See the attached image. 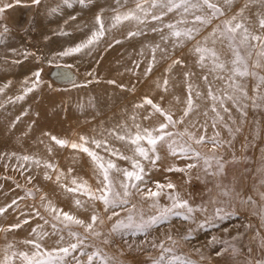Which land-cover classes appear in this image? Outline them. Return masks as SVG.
Instances as JSON below:
<instances>
[{
    "label": "bare ground",
    "instance_id": "obj_1",
    "mask_svg": "<svg viewBox=\"0 0 264 264\" xmlns=\"http://www.w3.org/2000/svg\"><path fill=\"white\" fill-rule=\"evenodd\" d=\"M11 2L13 0H0V4ZM243 3L244 0H235L229 15L239 9ZM135 4L136 0H85L84 4H81L80 0H67V3H65V0H41L39 5L44 13H40L41 15L37 21L38 30L35 29L37 33L34 32L36 34H34L36 36L34 41L25 42L16 37L11 30L5 32L4 28L0 27V89H2L0 90V169L9 172L10 169L17 168L20 169L22 176L35 178L36 186L42 196L45 197L43 201L41 200L39 209L42 213H48L52 219H54L53 213L51 210H46L42 206L43 204L51 202L58 210H66L73 216L77 215L90 219L93 201L80 191L74 196L67 190H62L63 187L61 186L75 187L71 183L75 179L77 183L86 181L88 187L95 191L100 187L99 182L102 180V175L99 174L96 163L92 158L79 149H72L70 144L73 142L80 143L79 138L83 136L89 141L85 145L86 147L95 151L105 160L111 159L119 168L131 170L132 161L120 159L117 155H110L105 150L106 148L139 159L147 168L149 161L135 156L133 151L135 146L128 141L127 136L135 135L137 132L135 125H140L141 129L154 128L161 119L159 121V116L150 114L153 112L146 111V109L137 108L136 105L140 104V100L146 94L155 103L161 104L165 110L171 112L174 119H179L186 107L185 100L188 92L184 73L189 69L194 75L189 78L188 82L193 84L202 96L197 99L195 93H192L194 103L199 107L184 119L183 124H177L173 128L175 133L183 131L193 120L197 122V127H190L189 130L196 133L197 136L201 135L200 132L204 129L205 134L203 135L213 137L214 133L219 132L218 139L223 138L225 141L223 136L229 135L225 127L230 126L232 128L229 127L231 129L229 137L236 140L239 136L238 132L243 130L241 113L231 101L226 99L224 101L229 112H224L217 104V110L220 116L223 117L222 120L217 119L216 114L211 111L214 102L207 98L208 89L202 79L207 69L197 67L195 64L197 57L189 51L196 40L202 39L211 32L212 27L219 21L213 20L211 24L201 29L196 36V40L186 41L182 47L174 49L171 37L168 43L161 40V36L167 35L169 32L164 24L176 23L178 20L184 19L187 23L181 25V27H191L193 26L194 15L201 13L195 12V10L192 13H183V9H177L164 16L162 21L151 20L149 16L144 24H138L136 21H125L116 27L111 26L113 16L117 13L135 9ZM257 7L253 6L252 11L255 12ZM74 8L77 12L74 11L76 14L72 15L69 10H74ZM53 9H56L58 16L59 13L61 15L59 17L55 16ZM151 11L158 13L160 10L153 9ZM97 15L102 17L106 29L105 35L98 42L72 56L59 57L56 54H50L48 58L52 61L78 65L75 67V72L71 71L74 76L77 75L76 73L83 76H81L84 78L82 84L76 87L74 91L52 92L46 89L47 87L40 81L31 92H27L26 88L32 87V82L36 78L33 75L35 73L32 66L33 52H36L35 55L37 53L42 54V62H47L46 56L48 54L46 52L51 47V43L53 46L54 34H60V36L66 34L63 39L57 41L58 48L61 49L60 52L86 41L91 36L92 31L98 28L95 20ZM46 25H52V27L49 26L50 28H48ZM153 27L160 28L162 31L154 32L152 31ZM137 31L140 32L139 35L128 36L129 32ZM55 39H58V37ZM116 41H119V43ZM157 44L166 48L171 55L174 54L175 58H181L186 66H176L170 72H166L169 64L175 58H169L170 55L157 50L153 61L152 48ZM216 47L220 50L222 58L228 59L230 57L226 47L219 44ZM45 53L46 56L43 55ZM150 63L152 64V71L145 76V69L149 67ZM165 78L169 81L167 91H164L163 87H157V83L163 85ZM51 79L56 78L53 76ZM208 79L212 81L213 76L209 75ZM109 81H115V83H109ZM215 84L218 87H224L220 81H215ZM252 84L253 81L249 78V95H252ZM131 89H134L135 92L127 95ZM161 96L164 97L163 101L160 99ZM18 97L23 98L18 99ZM177 98L179 99L177 100ZM58 105L59 108L56 109ZM98 107L108 110L105 112L104 118L101 121L84 125L85 120H87L86 117L91 119L92 113L96 112ZM205 111L208 112L207 116L204 115ZM246 112L247 118L251 113ZM54 113L60 115L62 120L73 121H60L57 127L59 133L57 131L56 134L52 131L49 133L50 125L53 123L46 121V117L54 116L52 115ZM74 114L77 118L75 120L70 119V115ZM145 116L150 118L144 119ZM211 122L216 124L213 129L208 126ZM203 124H206L207 127L201 128L200 125ZM224 125L226 126L224 127ZM237 128H239V131H236ZM73 129L75 132L74 137L66 140L64 135L67 131ZM118 135H125L126 139L121 141L117 138ZM52 136L65 139L69 143L67 146L58 148V145L51 139ZM184 139L187 140V137H184ZM92 140L101 141V146L98 148L91 143ZM105 141L106 143H104ZM141 144L147 147L146 141H142ZM167 152L163 148L160 150V153L166 157ZM25 155L33 157V159L26 162L21 159ZM149 155H152V153H149ZM36 159L41 162L39 167L35 163ZM46 163L54 165V168L44 167ZM45 172L48 173L51 179H45ZM58 174L61 175L59 182L56 179ZM110 176L116 181L124 179L122 174L114 170L110 172ZM115 187L119 190V183H116ZM258 190H254L253 194L260 197L258 193L261 192ZM85 197H87V200L84 199ZM13 198V194L10 193L0 197V208L5 209L3 213H0V261L7 255L10 257L9 264H23L18 256H12L13 252L29 251L31 244L24 243L29 240H37L46 248L52 244L56 233L54 230L51 231L49 227L42 229L38 226L39 223H36L32 224L34 225L32 227L40 232L35 231L29 236L22 233V237L17 232L15 237L13 238L11 235V238L4 227L8 228L13 224L16 225L18 220H27L31 215V212L27 211V206H23L25 212L20 213L15 210V206H12ZM76 200H80L81 205L78 206L75 203ZM38 202L40 203V201ZM262 202L264 208V200ZM96 210L100 213L97 208ZM56 222L59 221L56 220ZM26 230L29 232L28 228ZM43 232L48 233V236L41 241L39 236ZM9 244L13 247L8 248Z\"/></svg>",
    "mask_w": 264,
    "mask_h": 264
},
{
    "label": "snow or ice",
    "instance_id": "obj_2",
    "mask_svg": "<svg viewBox=\"0 0 264 264\" xmlns=\"http://www.w3.org/2000/svg\"><path fill=\"white\" fill-rule=\"evenodd\" d=\"M22 0H13V3L0 4V14H3L7 9L14 7V5L21 4ZM41 0H31V4L39 5ZM67 3V0H65ZM81 4L85 3V0H80ZM235 3V0H136L135 9H130L123 13H117L112 17V27L125 22V21H136L138 24H144L147 17H151V20L162 21L163 17L168 13L173 12L177 9H183V13L199 12L201 14L194 15L193 26L181 27L186 24L187 21L184 19L178 20L176 23L164 24V27L169 30L167 35H162L161 40L168 43L169 38H172V47H182L186 41L196 40V36L200 33L203 27L208 26L213 20H218L219 23L212 27L211 32L204 36L200 40H196L192 49L189 51L197 58L195 64L199 68H206L207 72L202 76L205 86L207 87V98L214 103L211 106V111L216 114L217 119H223L217 110V104L219 108L223 109L224 112H229V109L225 107V99L231 101L233 105L240 111L241 116L247 115L245 109L249 107V104L245 101H251V107L253 109H264V0H244L243 5L229 15L231 9ZM147 5V6H146ZM28 6V5H25ZM253 6H258L255 12L252 11ZM153 9H159L157 13L151 11ZM56 11V9H53ZM140 13V14H138ZM142 14V15H141ZM96 24L98 28L93 30L91 36L84 42H81L74 47H70L62 52L57 53L59 57L72 56L76 53L82 52L84 49L89 48L90 45L98 42L106 32L102 17L97 15ZM4 31L8 29L5 27ZM152 31H162L160 28L153 27ZM140 32H129L128 36L139 35ZM119 43V41H116ZM219 44L226 47L230 53L228 59L222 58L220 50L216 47ZM111 46V45H109ZM159 50L166 55H170L166 48H162L159 44L152 48L153 61L155 60V52ZM181 66L185 67L184 61L177 57L172 60L169 64L166 72H170L174 67ZM152 71V64L145 69V76ZM34 77L39 79L40 73L36 72L33 74ZM194 73L189 69L184 73L185 83L187 85L188 96L185 100L186 107L183 109V114L179 119H174L173 114L165 110L161 104L155 103L151 98L144 97L142 102L136 105L137 108H144L150 106L152 112L158 113L163 120L159 123L158 127L154 128H140V125H135L137 132L134 136L128 135V141L134 145V154L137 157L148 160L150 167H157V161L161 159L158 152V145L165 146L169 155L175 157L179 152L181 156L194 160L195 162H189L184 167H178L172 165L165 168L167 172H179L187 175L192 169L200 167V161H203L202 171L206 176H218L224 170V163L221 162L222 158L212 155L206 156L196 151L192 147V144L200 145L205 142L211 143L213 148L222 146V141H217L216 137L220 134L216 132L213 137H207L206 135L197 136L196 133L189 130L190 127H197L195 120L190 121L189 126L185 127L183 131H177L173 133L169 131V127L175 128L177 124H183L184 119L189 116L199 105L194 103L192 93H195V98H201L202 94L197 90L193 84L189 83V78ZM209 75L213 76V80L209 81ZM253 81L251 91L252 95L248 94V79ZM215 81H220L224 87H218ZM27 83V82H26ZM109 83H115V81H109ZM168 79L165 78L163 85L157 83V87H163L164 91L168 88ZM36 86V81L32 82V87H27L26 91L31 92ZM2 90V89H0ZM23 97H18L22 99ZM161 101L164 97H160ZM179 98H177L178 100ZM204 115L207 116L208 112L205 111ZM149 116H145L144 119H149ZM243 122V121H241ZM201 128H206L207 125H200ZM212 127H216L213 123ZM239 131V128L236 129ZM47 135V133H45ZM187 137V140H184ZM117 138L121 141L126 139L125 135H118ZM51 139L59 146H67L68 141L58 139L52 136ZM80 143H71L72 149H79L86 153L96 163L98 172L102 175V180L99 182L100 187L93 191L88 187L87 182L83 181L77 183V180L73 179L71 183L75 187H66L68 192H82L83 195L89 197L93 201L92 212L89 221L79 219L68 212H63L55 208L51 202L43 204L42 206L46 210H51L53 218L59 220L64 224L65 228L68 229V235L73 238L74 242L68 241L64 243V237L60 236L55 241L56 247L45 249L43 245L37 240H29L24 243L31 244L33 251L31 254L28 252L20 251L13 252L12 256H18L23 264H114V258L104 254L99 248L94 250L93 245L86 243L89 235L92 237L102 236V232L98 230V226L103 225L106 221L111 222L108 235L104 236L103 243H113L112 237L116 234L122 233L126 230L132 231L133 235L136 232L147 233L150 229L156 228L157 226L169 221L171 217L182 216L185 221L196 223L197 228H204L205 224L211 222V219L206 217L204 221H196V213L205 214L208 212V208L202 205H192L187 199H184L181 194L176 191V185L172 182L167 184H161L157 182L155 184V190L152 188L145 189L141 187L145 184L146 168L140 162L139 159L134 157L125 156L113 149H105L110 155H117L120 159L131 160V170L119 168L111 159L105 160L99 156L95 151L90 150L85 145L89 141L81 136ZM142 141H146L147 147L141 144ZM91 143L95 144L98 148L101 146V141L92 140ZM106 143V141L104 142ZM51 151V149H49ZM152 153V155H149ZM24 161H30L33 157L25 155L21 157ZM213 161L215 162L216 170L213 168ZM36 165L40 166V160H35ZM46 168H54V165L46 163ZM115 171L122 174L123 180L116 181L110 176V172ZM71 171V170H69ZM45 179H51L47 172H45ZM57 181L61 180V175L58 174L56 177ZM196 179H200L197 175ZM191 177L186 182H190ZM31 182V178H29ZM119 183V190L116 189L115 185ZM264 184V180L261 181ZM220 188V185H216ZM171 190V191H168ZM222 194L227 196L228 192L222 189ZM261 200H264V192L258 193ZM133 196H139L141 200H150L149 208L155 209L154 214L149 215L147 218L140 213L139 220L135 218L137 206L132 203L131 198ZM164 197L167 199V204H161L160 199ZM45 197H41L43 201ZM100 201L103 204V211L106 215L102 217L95 208V202ZM252 201L249 197L248 200L243 203ZM255 203L254 201H252ZM16 203L15 200L12 201ZM75 203L81 205L80 200H76ZM213 205L217 204V201L213 199L211 201ZM130 205V207H129ZM119 209V211L117 210ZM5 211L4 208H0V213ZM121 212L126 213L125 216H121ZM235 213L233 208L232 212H226L224 207H216L213 216L218 219H224L225 216L232 215ZM39 215V211L36 212ZM62 217V220H61ZM43 218V217H41ZM262 227H264V208L261 211ZM47 223V221H45ZM27 223V221H24ZM71 225H77L83 228L84 233L87 235H80L77 232L71 230ZM12 227L18 228L19 224L13 225ZM35 232L36 230L33 229ZM195 230L188 228L187 231L180 237V239L188 243L193 239V232ZM259 234V233H258ZM164 239L159 241L153 240L150 243L151 247L161 249L162 253L172 252L173 249L165 246V241H171L172 244H177L178 241L173 238L171 231L162 233ZM48 233L43 232L39 236V240H43ZM216 238L213 237L209 241V244L215 242ZM8 248L13 246L9 244ZM260 247L264 248V237L261 238ZM199 252V249H196ZM235 252L236 249H233ZM79 252V255L76 253ZM251 252V249H249ZM217 255H221V252H217ZM203 259V256H201ZM10 257L5 255L4 259L0 261V264H9ZM152 264H197L196 261L185 257V256H172L167 259L161 255L158 259H153ZM255 264H264V259L256 260Z\"/></svg>",
    "mask_w": 264,
    "mask_h": 264
},
{
    "label": "rangeland",
    "instance_id": "obj_3",
    "mask_svg": "<svg viewBox=\"0 0 264 264\" xmlns=\"http://www.w3.org/2000/svg\"><path fill=\"white\" fill-rule=\"evenodd\" d=\"M39 9L40 5L31 4V0H22L21 4L14 5V7L7 9L3 14H0V27H6L8 30H11L16 37L25 42L30 40L34 41L36 38V34L34 32L37 33L38 30L37 21L41 15L40 13L43 12ZM69 11L72 15H75V12H77L75 8L74 10L70 9ZM54 13L56 14L55 16H58L56 11H54ZM60 15L61 13H59V16ZM32 24L36 27L34 25L32 26ZM46 26L48 28L52 27V25ZM28 35L30 36L28 37ZM54 35L53 46L51 43V49L48 47L50 50L48 49L46 52L48 55L46 53L43 54L44 56L47 55V60L45 59L47 62H42V54L37 53V55H35L36 52H33L34 58L32 66L34 67L35 73H40L39 79L37 80V78H35L34 81H36V84L41 81L43 85L47 87L46 89L52 92H64L68 90L74 91V89L84 81V78H82L83 76L80 73H76L77 75L74 76L71 71H74L75 67L78 65L48 60L50 54H57L60 52L61 49L58 48L59 46L57 41L63 39L66 34L62 36H60V34ZM54 37H58V39H55ZM54 49L56 52H54ZM169 58H175L174 54L171 55L170 53ZM53 76L56 79H51ZM128 92L129 93H127V95L135 92V90L131 89ZM146 96L147 95L145 94L143 98ZM142 99L140 100V103L142 102ZM245 103L249 104V107L245 109V111H248L251 114L248 115L247 118L246 116H241L243 121V130L238 132L239 136L236 140L234 138L232 140V137H229L231 134V129H229L230 126L227 128L225 127L226 125H224L226 132L229 135H224L223 137H225V141L230 142H225L220 136L222 139H218L217 137L216 140L222 141L223 144L222 146H218L216 148H213V145L208 142L200 145L192 144V147L203 155H215L222 158L221 162L224 163V170L220 175L206 176L202 171V160L200 161V167L192 169L187 175L179 172H167L164 169L172 165L184 167L185 164L189 162L194 163L195 161L181 156L179 152L177 153V156L173 157L169 155L165 146L158 145V152L161 159L157 161V167L155 168L150 167L149 164L147 167L148 169L146 168L145 184L141 185V187H143L146 191L147 188L155 190V184L157 182L161 184L172 182L176 185V191H178L181 196L184 199H187L192 205H202L208 208V212L203 215L200 213L195 214L196 221L202 222L206 217H208L211 219L210 223L205 224L204 228H197L196 223L185 221L182 216H174L171 217L169 221H166L156 228L150 229L147 233L136 232L133 235L132 231L126 230L112 237L114 241L113 243L104 244V236L108 235L111 227V222L106 221L105 224L98 226V230L103 234L102 236L92 237L89 235L86 243L91 244L94 247L93 249L86 250L99 248L104 254L114 258V264H152V260L160 258L161 255L165 258V262L167 259L175 255L188 257L196 261L197 264H255L256 260L264 259V248L260 247L261 238L264 237V227H262L261 221L263 202L258 195L253 194L254 190H258L259 188L260 189L258 191L264 192V184H261V181L264 180V109H253L250 106L251 101H245ZM58 108L59 105L56 109ZM97 109V111L95 110L96 112L92 113L91 119L86 117L87 120H85L84 125L87 123L101 121L106 115L105 112L108 111L107 109L100 107ZM142 109L152 112L150 106H145ZM150 114H155L157 117L159 116V121L160 119L161 121L163 120V117H161L158 113L153 112ZM52 115L54 116L46 117L47 122L53 123L51 124L53 125L52 127L50 125L49 133H51V131L54 134H56L57 131L59 133V129L57 127L60 121L73 122L68 119L62 120L60 115H56L55 113ZM76 118V114L70 115V119L75 120ZM159 123L155 125V127H158ZM212 125L213 122H211L208 126L213 129ZM169 131L175 133L171 126L169 127ZM203 131L204 129L200 133L205 134V131ZM74 133V129L67 131L64 138L69 140L74 137ZM184 140L186 141V139ZM59 147L61 148L62 146L58 145V148ZM162 148L167 152V157L160 153ZM211 170H216L214 161L213 168ZM4 171L0 169V197L2 195H9V193L11 195L13 194V199L16 203L12 206H15V210H18L20 213L25 212V210H23V206H27V211L29 213L31 212L32 215H30V218H27V220H18L16 223L20 225L18 228L12 227L15 224H10L11 226H8V228L4 227L8 235L10 234L9 236L11 237L12 235L14 238L18 232L20 237H22V233H25V236H29L30 234L35 233L33 231L35 227H32L34 226L32 224L39 223L38 226L42 229L44 227H49L51 231L54 230L56 233V238L53 237L52 244L45 249L56 247L55 241L59 239L60 236L64 237V243H67L68 241L74 242L73 238L68 235V229L65 228L63 223L59 220V222H56V220L52 219L48 213H42L39 209L42 193L35 184V178L24 175L23 178L20 169L17 168L10 169V173ZM197 175L200 176V179H196ZM189 177H191L190 182H186ZM29 178H31V182H29ZM22 180L25 181L23 182ZM217 184L220 185V188H217ZM222 189L228 192L227 196L222 194ZM62 190H66V188L63 187ZM69 193L74 196L78 194V192ZM249 197H251L252 201L255 203L252 201L243 203V201L248 200ZM84 199L87 200V197ZM213 199L217 201V204L213 205L211 203ZM131 200L132 203H135L137 206V211L135 213V218L137 220H139L141 212L145 218L154 214L155 209L149 208V204L151 203L150 200H141L139 196H133ZM38 201H40V203ZM160 202L161 204L168 203L167 199L164 197H161ZM95 204V207L100 211V215L106 218L107 214L103 211L102 202L96 201ZM218 206L224 207L226 212H232L234 208L235 213L225 216L224 219H218L213 216L215 208ZM59 210L68 212L62 209ZM117 210L119 211V209ZM37 211H39V215H36ZM125 215L126 213L121 212V216ZM75 217L85 220L86 222L89 221V218H82L77 215H75ZM24 221H27V223H24ZM45 221H47V223ZM70 227L72 231L77 232L82 236L87 235L80 226L71 225ZM27 228L29 232H27ZM188 228H192L195 231L193 232V239H191L190 242L185 243L180 239V237L187 231ZM169 230L171 231L173 238L178 241L175 245L172 244L171 241H165V246L172 248V252L162 253L161 249L151 247L149 242L154 239L157 241L164 239L162 233H167ZM213 237L216 238L215 242L209 244V241L212 240ZM30 248L29 249L31 251H26L29 254H31L34 250L32 245ZM196 249H199L200 251L197 252ZM233 249H236V251L234 252ZM249 249H251V252H249ZM217 252H221V255H217ZM76 255H79V252H77ZM201 256H203V259H201Z\"/></svg>",
    "mask_w": 264,
    "mask_h": 264
}]
</instances>
